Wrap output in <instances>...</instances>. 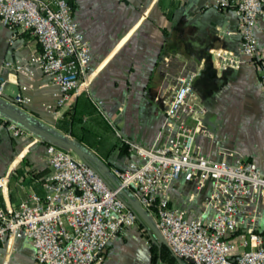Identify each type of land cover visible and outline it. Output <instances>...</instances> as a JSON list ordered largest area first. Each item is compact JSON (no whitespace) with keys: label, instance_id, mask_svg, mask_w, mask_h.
I'll return each instance as SVG.
<instances>
[{"label":"crops","instance_id":"0c3cea01","mask_svg":"<svg viewBox=\"0 0 264 264\" xmlns=\"http://www.w3.org/2000/svg\"><path fill=\"white\" fill-rule=\"evenodd\" d=\"M207 2L73 0L72 16L88 43L91 57L88 93L73 92L66 106L59 109L54 95L57 89L33 68L30 79L4 71L2 97L36 122L51 123L63 136L70 134L113 174V170L139 161L115 132L141 147L163 144L160 131L166 101L177 78L195 71L198 75L194 89L206 109L203 124L208 134L196 136L194 152L218 160L219 149H224L234 154L227 157L229 163L242 158L264 174V77L246 57L237 70L215 68L213 49L238 53L237 34H223L235 32L238 22L233 10L208 9ZM254 35L258 55L264 62L262 19L257 20ZM9 36L8 29L0 24V73L4 62H24L39 51L30 33H20L13 44L8 43ZM18 94L28 96L30 103L14 104L13 97ZM93 102H101L103 116ZM72 117L69 131L58 126ZM0 120L4 121L2 117ZM2 128L0 125V131ZM46 145L39 140L0 135V178L7 181L0 190V208L16 209L31 191L42 194L41 179L49 172ZM209 191L210 184L206 183L189 201L193 188L181 178L168 189L170 205L184 210L186 218H196L204 211ZM127 192L137 200L131 190ZM258 208L257 228L264 233V202ZM139 226L137 222L111 240L104 264H150L147 242ZM142 228L146 230L143 225ZM0 264H35L29 241L8 237L0 243Z\"/></svg>","mask_w":264,"mask_h":264},{"label":"built area","instance_id":"2783aa9c","mask_svg":"<svg viewBox=\"0 0 264 264\" xmlns=\"http://www.w3.org/2000/svg\"><path fill=\"white\" fill-rule=\"evenodd\" d=\"M72 1L0 0V24L10 32L8 43L28 32L39 45V51L24 62L3 63L0 96L4 71L30 79L33 68L57 89L54 95L59 109L73 92L88 93L90 51L73 19ZM205 7L233 10L238 22L235 32L223 33L225 37L237 34L238 53L213 49L215 68L237 70L246 57L264 77L254 35L257 20L264 21V0H208ZM197 75L190 71L177 78L166 101L160 131L163 144L145 148L115 132L139 160L113 170L118 187L105 183L73 153L46 145L49 172L41 179L42 194L31 191L16 209L0 208V243L8 237L25 238L35 264H104L111 240L137 223L134 211L118 197L121 190H131L177 258L190 264H264V233L257 228L258 206L264 202V174L242 158L229 163L227 157L234 154L224 149H219L218 160L194 152L196 136L208 134L203 124L206 109L194 90ZM12 102L25 106L30 99L18 94ZM93 104L103 116L101 102ZM5 127L16 139L38 140L15 123ZM181 178L193 188L189 201L210 184L204 211L196 218L188 219L184 210L170 205L168 189ZM6 183V178H0V190Z\"/></svg>","mask_w":264,"mask_h":264},{"label":"water","instance_id":"95a60500","mask_svg":"<svg viewBox=\"0 0 264 264\" xmlns=\"http://www.w3.org/2000/svg\"><path fill=\"white\" fill-rule=\"evenodd\" d=\"M2 96L3 95L0 96V117H2L5 122L17 124L44 144H51L73 153L81 162L91 167L105 183L113 187H118V181L115 176L110 173V170L98 160L95 155L85 150L76 140H72L70 134L63 136L54 130L51 123L42 124L36 122L24 112L15 109L11 103ZM3 133L9 136L6 127L1 129L0 135ZM118 197L127 209L134 211L137 222L142 224L147 230L150 241L157 246L159 253L162 247L167 248L153 219L147 211L141 207L138 200L132 198L126 190H121ZM172 256L178 264H190L188 261H183L174 255Z\"/></svg>","mask_w":264,"mask_h":264},{"label":"trees","instance_id":"16d2710c","mask_svg":"<svg viewBox=\"0 0 264 264\" xmlns=\"http://www.w3.org/2000/svg\"><path fill=\"white\" fill-rule=\"evenodd\" d=\"M73 122H74V118L72 117L71 119L68 120V122H66L65 125L62 126V125H59V123H58V126H60L65 131H69L70 124H72ZM7 124H9V122H5V121L0 120L1 126L4 127ZM139 225H140V227H142V224H139ZM151 247H152V249L154 248L153 245H151ZM157 258L160 259L161 261H163L165 264H178L176 262L175 258L172 256V254L170 253V251L166 247H162L160 250V253L158 252V249H157L156 253L151 252V264H155Z\"/></svg>","mask_w":264,"mask_h":264},{"label":"rangeland","instance_id":"374dc122","mask_svg":"<svg viewBox=\"0 0 264 264\" xmlns=\"http://www.w3.org/2000/svg\"><path fill=\"white\" fill-rule=\"evenodd\" d=\"M139 231L141 233L142 236H144L145 242H147L146 244V248H147V255L149 257V262L151 264V252L156 253L157 252V246L155 244H153L150 241V238H148V234L147 232L142 228V227H138ZM148 238V239H147ZM151 245L154 246V248L152 249ZM159 252V251H158ZM155 264H165L163 261H161L160 259L157 258L156 263Z\"/></svg>","mask_w":264,"mask_h":264}]
</instances>
